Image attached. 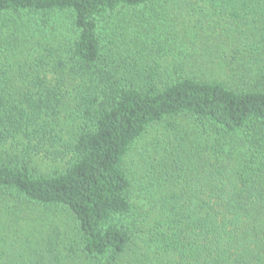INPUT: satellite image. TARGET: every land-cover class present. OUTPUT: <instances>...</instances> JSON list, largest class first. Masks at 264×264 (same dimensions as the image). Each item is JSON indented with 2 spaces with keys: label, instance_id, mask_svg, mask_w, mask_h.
Wrapping results in <instances>:
<instances>
[{
  "label": "trees",
  "instance_id": "obj_1",
  "mask_svg": "<svg viewBox=\"0 0 264 264\" xmlns=\"http://www.w3.org/2000/svg\"><path fill=\"white\" fill-rule=\"evenodd\" d=\"M125 9L174 13L190 57L141 55L128 33L107 47ZM55 13L61 49H0V264H264V0H0L44 27ZM162 122L170 147L136 189L127 156ZM39 153L70 159L47 172ZM50 208L68 229L38 227Z\"/></svg>",
  "mask_w": 264,
  "mask_h": 264
},
{
  "label": "rangeland",
  "instance_id": "obj_2",
  "mask_svg": "<svg viewBox=\"0 0 264 264\" xmlns=\"http://www.w3.org/2000/svg\"><path fill=\"white\" fill-rule=\"evenodd\" d=\"M139 15L141 17H138ZM144 15L142 13L137 15L131 9H125L122 13L117 14L114 23L109 22L104 26V40L107 47L111 46L108 44L109 40L122 38L125 35L124 33H128L129 39L132 36L134 37V41L137 40L139 42L138 48L139 51L141 50V55H160L163 60L169 58L170 61L173 57L177 59L190 57L191 48L185 49L184 52L179 51L177 54L174 52V50L177 51L175 46H180L181 43L179 38L173 36L178 26L177 21L173 18L174 13H170L166 18L160 16L156 20L152 15ZM26 16L20 17L13 14H0V49L4 52L2 55H6L7 53L8 55H17L14 58L16 59L20 55H27L31 48V52L35 53L36 51L34 50L41 47L39 43L42 42L44 44L46 38L48 39L47 42L61 49V44L68 40V25L65 14H53L48 26L45 27L41 24V21H37L34 17ZM129 23H131V29L133 30L125 27ZM162 46L165 49H162ZM110 50L118 58L119 55L126 54V51L118 46H114ZM180 50H183V48H180ZM180 53L186 55L183 56ZM161 64H163L162 68L164 69L167 62H161ZM178 121L181 125L189 126L190 120L186 118H178ZM72 128H66L63 134L67 144L72 143L74 139L75 132L72 131ZM170 133L167 122H162L150 128L133 145L127 156L126 168L132 180L135 182L136 189H140L139 185L141 182L149 181L150 178L146 173L149 163L152 162L154 157L162 155L168 145L170 147V142L173 139ZM150 156H152V160L149 162L148 159H150ZM69 159L70 156L53 161L51 158H47L45 153H39L35 158V162L38 169L50 172L58 168H64ZM144 174L147 177L140 180ZM142 193V190H137V195L141 194V197H143ZM33 218L36 219L38 227L41 230H45V225H53L54 227L56 225L66 230L68 229L67 223L70 222L66 211L61 208L41 209L40 211L35 209V211L33 210ZM39 233L37 231V235Z\"/></svg>",
  "mask_w": 264,
  "mask_h": 264
}]
</instances>
